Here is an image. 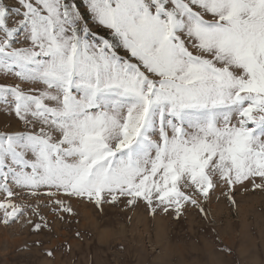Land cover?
Listing matches in <instances>:
<instances>
[{"label": "snow or ice", "instance_id": "6c2138e0", "mask_svg": "<svg viewBox=\"0 0 264 264\" xmlns=\"http://www.w3.org/2000/svg\"><path fill=\"white\" fill-rule=\"evenodd\" d=\"M238 191L264 193V0H0V225L24 251L55 259L74 200L179 223Z\"/></svg>", "mask_w": 264, "mask_h": 264}, {"label": "rangeland", "instance_id": "374dc122", "mask_svg": "<svg viewBox=\"0 0 264 264\" xmlns=\"http://www.w3.org/2000/svg\"><path fill=\"white\" fill-rule=\"evenodd\" d=\"M236 199L233 208L214 197L208 221L190 209L179 223L160 215L153 220L143 207L129 211L122 205L105 206L101 213L86 201L74 200L77 215L68 222L57 220L48 237L47 246L57 248L54 260L35 247L23 250L35 238L27 229L0 225V264H264V193L238 191ZM76 230L83 240L74 238ZM216 234L230 255L217 251ZM68 243L70 253L65 251Z\"/></svg>", "mask_w": 264, "mask_h": 264}]
</instances>
